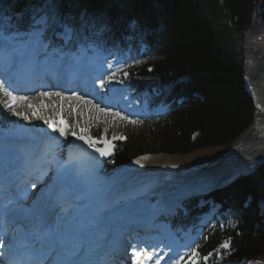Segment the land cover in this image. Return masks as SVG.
<instances>
[{
    "label": "trees",
    "instance_id": "16d2710c",
    "mask_svg": "<svg viewBox=\"0 0 264 264\" xmlns=\"http://www.w3.org/2000/svg\"><path fill=\"white\" fill-rule=\"evenodd\" d=\"M34 1L0 0L3 29L8 33L30 32L37 19L46 15L45 34L56 37L65 25L72 26L91 13L104 15L112 24L134 16L145 25L163 30L162 47L147 62L153 68L151 73L186 76V89L197 95L156 122L124 127L127 140L116 151L113 165L129 161L118 172L183 163L193 167L211 163L209 175L251 170L222 189L238 206L250 200L238 216L237 227L226 237L232 243L230 258L264 262V3L257 14L261 5L258 0H50L39 12H33ZM218 1L224 3V19L215 14ZM8 17L12 19L5 20ZM243 33L248 48L245 57L240 41ZM96 130L93 128V132ZM209 148L217 149L184 159L170 156ZM156 153L164 154L146 156ZM215 239L213 234L199 246L198 260L215 249V243H219ZM215 253L223 254L220 250Z\"/></svg>",
    "mask_w": 264,
    "mask_h": 264
},
{
    "label": "rangeland",
    "instance_id": "374dc122",
    "mask_svg": "<svg viewBox=\"0 0 264 264\" xmlns=\"http://www.w3.org/2000/svg\"><path fill=\"white\" fill-rule=\"evenodd\" d=\"M217 4H218V6L215 5V7H214L215 14H216V16L219 19H224L226 17V16L224 17V14L226 12L224 10V8H223V7H225L224 3L222 1H218ZM43 17H46V16H43ZM213 22L216 23V24L218 23L219 26H220V22L219 21L213 20ZM0 27L4 28L5 25H2L0 23ZM6 35L9 36V39H17V36L14 35V33L13 34H6ZM240 41L242 43V46H244L243 50H244V57H245V56H247V53H248V48L246 46L245 34H243L242 39L240 38ZM238 44H236V45H238ZM50 91L55 92V91H58V90H50ZM60 92L64 93L65 91H60ZM65 95H71V94L65 92ZM25 96H27L29 98V101L32 104H34V105H39L41 100H43L45 105H52V107L45 108L40 114L50 118L52 120L53 127L49 128L48 125L43 122V120L31 116V111L27 107L29 101H19L18 105L16 107V111L17 112L28 113L29 116H30L29 119L25 120V119H23L20 116L13 115L5 107H3V103L2 102L7 100V97H5L2 92H0V120L2 122H4V124L10 129H12L15 126H18L19 128L23 127V128H25L27 130H30L32 133L35 132L37 134L39 132H36V131H34L32 129H35V128L53 129L54 126H60L61 125V126H66L68 128L76 129L78 132H81L78 135H82V134L83 135H87L86 130L83 129L82 127H79V124L82 123L85 126V123H87L89 118H91L92 121L94 123H96L98 127H108V129H107L108 131H111V132L115 131V128L111 125V121H115L116 120L113 116H109V115H106L104 113H97L95 110H90L89 107L83 105L80 102L64 101V100H61L60 98H57V97H44V98H41V97L38 96V93L27 94ZM112 111L114 112V110H112ZM45 133H49V132H45ZM112 134H116V133H112ZM32 142H35V139L33 140V137H32ZM49 143L51 144L52 142H49ZM49 143H47V144H49ZM42 146L44 148L46 145L43 144ZM2 148L3 147L1 146L0 147V149H1L0 151H4V150H2ZM217 148H209V149H205V150H200V152L196 151V152L184 155V156H179V155H170V156L176 157L178 159H184V158H187L188 156H194V155H197V154H199L201 152H210V151H207V150H216ZM7 151H9V150H7ZM7 151L5 150V152H7ZM10 152H11V150L9 151V153ZM161 154H164V153H156V154H150V155H146V156H156V155H161ZM142 157H145V155L142 156ZM180 165H182V166H178V164H171L169 167H166V166H164L162 164H157V167H155V168L159 169L160 171L166 169V170H170V171L175 172L176 176H173V178L174 177L175 178L183 177V174H182L183 171L190 172L192 169H195V170L198 169L201 172V176L197 179V182H199L198 184H201V183H204L205 181H207L206 179L209 176V174L211 172V169H212V164L211 163H207V164H204V165H199V166H196V167H193V166H191L188 163H183V164H180ZM188 165H190L192 168L188 167ZM151 169H153V168H151ZM163 174L164 175L165 174L170 175L171 173L170 172H165ZM168 175H165V176H168ZM154 183L157 186V184L159 182L155 181ZM150 185L154 186L153 183H151ZM110 187H111V185H109L107 189H109ZM157 187H158L159 190L171 189V190H167V194L176 192L174 188H172L170 185H167V184H162V185H159ZM107 189L104 190L105 192L103 191L102 193H100L99 195H97V196H95L93 198V200H95L94 203L97 204V205H99V203L103 202L104 209H101V210H107L108 207L106 206V204H108V203H109V205L112 204V201L109 202V199H110L111 195L106 197L105 200L103 199L108 193ZM159 192L160 191L153 192V193L150 194V196H156V194H158ZM190 193H191V191H190ZM180 197H183V195H180ZM27 198H28V195H27ZM167 200H163V201H158V200L152 201L151 200V202H160V205H158L155 208L152 206L149 209H146L147 206H145L143 208H139V210L141 212H155L159 208H162V206L164 208L166 206L165 203L167 202ZM148 202H150V201H148ZM99 208H102V207L99 206ZM144 208H145V210H144ZM72 209H74V206H73ZM132 210L135 211V214L139 213V210H137L136 208H130L127 211V213L132 215L133 214ZM101 212L102 211H100L98 208H94L92 210H89L88 216L90 217V215L95 214L97 217H99V219H103V220L108 217V215L105 212H102V213ZM88 216H87V220H89ZM80 217H82L83 222H86V219L83 218L84 216L80 215ZM81 229H84V228H81ZM79 230L80 229L75 231V233L79 234Z\"/></svg>",
    "mask_w": 264,
    "mask_h": 264
},
{
    "label": "bare ground",
    "instance_id": "6f19581e",
    "mask_svg": "<svg viewBox=\"0 0 264 264\" xmlns=\"http://www.w3.org/2000/svg\"><path fill=\"white\" fill-rule=\"evenodd\" d=\"M42 16H46V15H42ZM38 20H39V18L37 19V21ZM37 21H36V23H37ZM45 28L46 27L44 26L42 28V30H41L43 33H45ZM64 29H65V27H63L62 30L57 31L56 32V36L60 35L64 31ZM0 32L4 35L3 36L4 39H7L9 41H14V39H9V36H7L6 34H13L14 33V35L17 36V39L19 37H22V36H25V35L29 34V32H25L24 30L13 31L12 33H8V32H6L5 29H3L1 27H0ZM9 133L14 134V136H17L20 139V140H14V141L10 140L9 144H7V146L5 144H0V147L2 146L4 148V149L2 148V150H4V151L5 150L6 151L7 150L10 151L11 150L10 153H9V151L6 152V159L9 161V164H16L17 161H19L21 159V157L27 155L25 149H22V148L16 146V144L21 143V144L24 145L26 143V145L29 146V148H32L33 152L38 154V153H41L43 151V149H44L42 145L43 144L47 145V143L52 142L53 137L55 136V135L50 136L51 133H45V132H41V133H37V134L35 132L32 133L30 130H27V129L23 128V127L19 128L18 126H15L11 130H9ZM32 137H33V140L35 139V142H32ZM13 147H14V149H13ZM141 168H150L151 169V168H155V167L146 166V167H141ZM132 169H134V168H128L126 170L127 171H131ZM31 171H32V168L27 173H30ZM123 171H120L118 174H121ZM165 172H170L171 174L170 175L165 174V175H168V176H165L163 174ZM182 174H183V177H177V178L174 177L173 178V176H176L175 172L170 171V170H166V169L165 170H161L160 171V175L156 177L155 181L159 182L158 183L159 185H162V184L170 185L172 188L175 189L176 192H178L180 190H187L188 188L192 187L193 184L197 182V179L201 176V172L198 169L197 170L192 169L190 172L183 171ZM83 182L84 181L82 180V178L78 179V181H77L79 186H78L77 190L75 191V193L78 194L79 201L82 204H85L86 208H87V203H88V206L91 208V210L94 209V208H99V205L94 203L95 200H93L91 198L89 200H87V198L83 197L82 193H80L82 191V189H83V186L81 185ZM158 184H157V186H159ZM40 193L43 194V192H39V189L31 188L29 190V197H30V199L36 198V201H37L38 198H39V194ZM46 195H50L51 199H52V193L51 194H46ZM180 195H182V194H180ZM180 195L176 196V198L177 199L181 198ZM173 198L174 197L168 198L167 202L165 203L166 206L171 204V200ZM111 201H112V204H110V205H109V203L106 204V206L108 208H107V210H104V212L107 213L108 215H111V216L112 215H118L119 212H120V208L122 207L123 203L121 201L113 199L112 196H110L109 202H111ZM18 202H22V201L20 200ZM57 204L58 205H55L54 207H52L51 212L52 211L54 212L56 210L55 211L56 212L55 216L59 213L63 217L64 213H65V212H63V206L60 204L59 201H57ZM33 205L34 204H31L29 206L30 209H33L32 208ZM74 205L75 204L70 205L69 209H72ZM158 205H160V202H148V200H141L140 202H137L136 204H127L126 208L123 211H126V210L128 211L130 208H136L137 210H139V208H143L145 206H147L146 209H149L152 206L155 208ZM101 209H104V207L99 208L100 211H101ZM144 210H145V208H144ZM58 211H60V212H58ZM74 211H77V208L75 209V206H74ZM47 212H49L48 209H46V213ZM140 213H142L140 210H139L138 214H135V211H133L132 215L128 214L127 212H124L122 214V216L120 214V219L121 218L124 219L125 217H127L128 219H133L134 221H137V220L140 219ZM124 222H126V220H121L120 225L123 226L122 224H124ZM49 223H50V221H48L47 223H44V224H43V222L41 223V226L38 228V231L40 232L39 235H38V239H39V237L45 236L47 227H49ZM91 223L92 222L90 221V228H95L96 225H93ZM116 224H117V219L112 220V222L110 223V225H112V226H115ZM69 225H70V222H68V224L64 227L63 233L60 236H58L59 239L54 244V246L52 248V250L55 253L64 252V250L68 251L67 249H65V248H69L70 247L69 244L67 245V242L69 241L70 243H76L77 242L76 240L80 239V238H77V235L71 234V233L74 232L73 230L72 231L67 230V227ZM107 225H108V220H105V221H103L101 223L100 228L95 229V230H100L102 228H105ZM126 227L127 226L125 225L124 228H126ZM60 229L62 230V228H60ZM83 245H84V253L76 255L75 257H72L71 254L67 255L65 253L56 254V255L53 253L52 257H53V259L55 261H56V258H57V262H60L59 264H67V260L68 259H71L70 264H78L87 255L88 249L92 245V241L86 239V241L83 242ZM3 260H4V258L0 257V261L3 262Z\"/></svg>",
    "mask_w": 264,
    "mask_h": 264
},
{
    "label": "snow or ice",
    "instance_id": "6c2138e0",
    "mask_svg": "<svg viewBox=\"0 0 264 264\" xmlns=\"http://www.w3.org/2000/svg\"><path fill=\"white\" fill-rule=\"evenodd\" d=\"M37 23L43 24L45 27H47V24H48L47 17H42L39 21H37ZM38 31H40V30L38 29ZM71 32H72V29L65 25L64 36L66 39L70 38ZM135 63L139 64L140 61H136ZM128 67H129V65H122V66L117 67L116 71L112 72L108 76L107 79L109 81L114 80V79H116L117 75L120 73H122L124 76H127L128 72L126 71V69ZM104 83H105V81L103 79H101L99 81V85L101 88L104 87ZM0 92H2L5 97H7V100L2 102L3 107H5L13 115L20 116L25 120L30 118L28 113H22V112L16 111V107H17L19 101H29V98L27 96L14 95L13 91H9L8 88L5 87V83L3 81H0ZM38 96L41 98L57 97V98H60L61 100H64V101L80 102L83 105L89 107L90 110H95L97 113H104V114L109 115V116L119 117L121 120L127 121L128 123L133 124V125L143 123V121L131 120L126 116H122L121 113H119V112H113L110 108L109 109L102 108L99 104L94 103L92 100L87 99L85 96L78 95L76 92H72L71 95H65V93L60 92V91H55V92H53V91H41L38 93ZM27 107L31 111V116L43 120V122L45 124H47L49 128L53 127L52 120L50 118L40 114L45 108L52 107V105H45L43 100H41L39 105H34L29 101ZM53 130L54 131L58 130L60 132V134L63 136L68 135V132L65 131V129L63 127L57 126V128H55ZM105 131H107V129H105ZM71 134L73 136L77 135V133L74 129L71 131ZM120 138L124 139L123 136H121ZM79 139L85 140L90 146L95 147L96 141L92 140L90 137H86L85 135L82 134L79 136ZM104 143L106 145H108L109 148L111 147L109 141L105 140ZM97 151H99L101 153V155L108 154L107 148L97 149ZM141 159H144V158H141ZM136 162L140 163V160H137ZM3 243H4V241L2 239H0V246H2ZM221 247L224 249L229 248V241H225L221 245ZM132 252H133L132 264H144L145 259L152 260L153 255H154V253L148 252L146 249H140L139 251H137L135 247H133ZM209 255H211V254H209ZM197 256H198V252L196 251V249H192L191 254L188 257V259L192 262V264H197V261L194 259ZM184 259L185 258L182 256V257H180L179 260L174 261V264H181V261H183ZM204 259L206 260L207 257H205ZM155 264H160L159 259L156 260Z\"/></svg>",
    "mask_w": 264,
    "mask_h": 264
},
{
    "label": "water",
    "instance_id": "95a60500",
    "mask_svg": "<svg viewBox=\"0 0 264 264\" xmlns=\"http://www.w3.org/2000/svg\"><path fill=\"white\" fill-rule=\"evenodd\" d=\"M263 2H264V0H260V3H261L260 8L262 7ZM260 10H261V9H260ZM259 13H260V11H259Z\"/></svg>",
    "mask_w": 264,
    "mask_h": 264
},
{
    "label": "clouds",
    "instance_id": "9594fccd",
    "mask_svg": "<svg viewBox=\"0 0 264 264\" xmlns=\"http://www.w3.org/2000/svg\"><path fill=\"white\" fill-rule=\"evenodd\" d=\"M258 1H260V0H258ZM258 1H257V2H258ZM263 3H264V2H263ZM262 6H263V5H262ZM261 9H262V7H261ZM263 30H264V27H263Z\"/></svg>",
    "mask_w": 264,
    "mask_h": 264
}]
</instances>
